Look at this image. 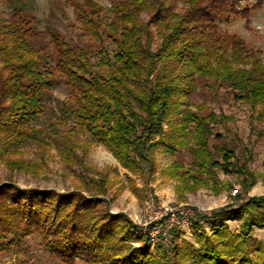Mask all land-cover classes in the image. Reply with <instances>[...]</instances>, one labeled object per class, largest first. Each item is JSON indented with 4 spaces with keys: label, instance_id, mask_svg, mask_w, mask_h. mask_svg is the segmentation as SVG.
<instances>
[{
    "label": "trees",
    "instance_id": "obj_1",
    "mask_svg": "<svg viewBox=\"0 0 264 264\" xmlns=\"http://www.w3.org/2000/svg\"><path fill=\"white\" fill-rule=\"evenodd\" d=\"M69 1L81 36L94 49L53 34L51 54L34 44L43 33L22 10L0 21V159L35 139L33 124L46 112L47 93L60 77L72 90L64 107L74 122L67 149L76 153L81 143L74 136L87 135L137 176L153 172L160 150L175 155L181 147L193 158L190 167L179 161L171 167L182 194L231 189L221 172L249 191L258 180L250 168L255 155L228 134L234 118L193 102L200 83L212 80L206 86L214 97L250 108L254 133L255 123L263 124V51L221 27L238 17L250 22L253 8L243 6L249 0H114L110 7ZM83 178L85 190L64 193L22 188L13 180L1 184L0 252L38 233L66 264H264V245L256 249L252 240L254 227L264 228V196L245 199L241 193L237 206L196 214L191 221L198 247L179 244L173 229L171 241L160 239L154 254L150 232L140 235L126 214L112 213L101 197L106 180ZM237 219L235 231L227 222Z\"/></svg>",
    "mask_w": 264,
    "mask_h": 264
},
{
    "label": "rangeland",
    "instance_id": "obj_2",
    "mask_svg": "<svg viewBox=\"0 0 264 264\" xmlns=\"http://www.w3.org/2000/svg\"><path fill=\"white\" fill-rule=\"evenodd\" d=\"M113 1L97 0L105 7H110ZM246 5L253 8L250 22L238 17L233 22H224L221 27L223 30L238 34L250 46L261 49L264 57V0H249L243 3V6ZM16 9L22 10L25 16L33 20V27L43 33V37L34 44L39 48L44 47L51 54L55 52L52 43L53 34L62 35L73 45L90 49L96 47L94 42L81 36V23L69 0H14L13 2L0 0V21L11 19ZM157 39L160 42V39ZM52 61L56 64L55 59ZM57 79L56 88L47 93L46 112L33 124L37 130L35 139L11 148L6 156L0 159V185L13 180L22 188L64 193L77 189L85 190L83 177L105 179L107 193L101 197L109 203L112 213L126 214L140 228L139 233L142 236L151 232V228L144 225L154 215L153 209L184 207L191 210L194 217L199 213L212 214L219 208L236 205L237 197L241 193L245 199L264 196V122L255 123L257 130L254 133L250 108L223 96L214 97L215 90L206 86L211 85L212 80L200 83L193 102L197 105L206 104L210 109L223 111L232 116L235 121L228 125V134L240 147L250 145L253 149L255 158L250 168L257 175L258 180L247 192H243L236 176L221 172L220 178L225 185L232 184L231 189L227 190L223 187L220 193H215L214 190L201 188L196 193L182 194L178 179L172 175L171 167L177 161L190 167L193 165V158L188 149L181 147L177 149L175 155L160 150L156 156V167L153 172L137 176L125 169L103 145L87 135L74 136V139L81 143V146H77L76 153L67 149L64 142L67 141L74 122L70 116H66L64 107L71 99L72 90L60 77ZM226 91L227 89H221L222 93ZM230 144V147H233V144ZM87 145L90 147L88 155L85 154ZM129 177L134 181L133 184L139 195L134 193ZM235 190L239 191L237 196L233 195ZM227 223L235 231L240 229L239 219ZM205 227L209 233L212 232L208 224H205ZM254 228L252 240L257 245L256 249H260L261 245H264V228L257 226ZM163 229L161 238H158L157 242L164 239L165 243H169L172 230L167 226ZM177 231L180 235L179 244L187 242L198 247L193 222L185 224ZM167 232L168 236L165 235ZM157 242H152L154 254L157 253ZM0 264L66 263L53 256L45 247L41 235L34 233L26 236L24 241H21L19 246H14L10 252H0ZM76 264L84 263L78 261Z\"/></svg>",
    "mask_w": 264,
    "mask_h": 264
},
{
    "label": "built area",
    "instance_id": "obj_3",
    "mask_svg": "<svg viewBox=\"0 0 264 264\" xmlns=\"http://www.w3.org/2000/svg\"><path fill=\"white\" fill-rule=\"evenodd\" d=\"M239 193L238 190L233 192L234 196H237ZM153 214L151 220L147 222L144 227L151 228V237L152 242L156 243L159 236L162 234L164 227H170L173 229H180V227L185 224H191V218L194 213L191 212L188 208L184 207H162L158 210L153 209ZM168 236V232L165 233ZM170 237V236H169Z\"/></svg>",
    "mask_w": 264,
    "mask_h": 264
}]
</instances>
